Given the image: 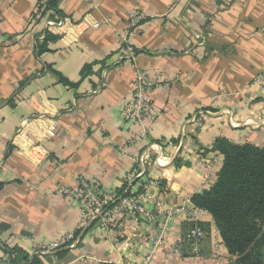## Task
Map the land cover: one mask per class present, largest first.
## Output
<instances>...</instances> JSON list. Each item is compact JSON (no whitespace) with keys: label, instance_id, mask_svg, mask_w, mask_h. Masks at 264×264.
I'll return each instance as SVG.
<instances>
[{"label":"crops","instance_id":"1","mask_svg":"<svg viewBox=\"0 0 264 264\" xmlns=\"http://www.w3.org/2000/svg\"><path fill=\"white\" fill-rule=\"evenodd\" d=\"M36 5L0 0V261L5 249L30 256L73 235L80 210L58 190H78L83 179L106 195L143 196L160 220L150 230L123 217L109 230L95 221L68 248L39 254L42 264H226L207 212L196 223L205 232L199 255L210 259L216 241L221 259L193 258L183 236L195 225L192 198L222 163L214 141L264 146V94L249 86L264 70V0H52L45 20L68 24L47 30ZM132 10L145 20L127 62L120 36ZM145 69L173 82L153 91L156 119L131 148L122 109ZM145 150V174L135 177ZM169 213L164 243L155 245Z\"/></svg>","mask_w":264,"mask_h":264},{"label":"built area","instance_id":"2","mask_svg":"<svg viewBox=\"0 0 264 264\" xmlns=\"http://www.w3.org/2000/svg\"><path fill=\"white\" fill-rule=\"evenodd\" d=\"M49 0H37L35 7V16H40L41 11L46 8ZM145 17L138 11H129L127 13V28L120 36L121 49L123 58L127 62H132L135 58V51L133 48V36L136 29L140 26ZM45 29H54L56 27H63L68 24L65 18H58L56 20H43ZM85 21L80 23L83 25ZM109 21L95 22L90 25L91 28L97 29L103 25L108 24ZM86 25V24H85ZM84 28V25H83ZM173 79H165L157 69L139 70L133 80V90L130 98L125 102L122 109L123 120L130 125L131 136L127 140V145L131 148L139 145L149 134L150 128L156 119V111L153 106L152 93L161 83H172ZM251 89H256L264 94V70L250 83ZM191 124L200 126L199 119L194 117L191 119ZM47 135L53 136L52 131H48ZM148 150H145L141 155L135 158L142 171L136 173L135 177H143L149 161ZM218 162L217 156L209 158L204 165L206 181L210 180V170ZM159 163V159L156 160ZM151 182H147V184ZM58 194L70 198L75 201L80 210V221L77 225L76 231L86 230L91 223L101 220L104 227L109 230L114 224L115 220L123 217L125 221H132L135 224H142L148 230L155 229L157 222L160 220L158 213H155L144 207L142 204L143 196L125 197L118 200L111 209H106L109 205L116 203L115 195H106L103 192L100 184L97 181H89L80 179L78 190L59 189ZM193 205V204H192ZM204 210L193 206L189 208V219L195 224L193 228H189L183 240L188 244L189 252L193 258H200L199 246L201 240L205 237V232L196 224ZM172 213L167 215L165 223L162 225L161 233L155 241V245L161 246L164 242L163 236L168 229V222L171 220ZM73 235L63 237L45 249H36L33 255H39L43 252H53L73 241ZM72 243L70 244V246ZM221 244L214 241L212 256L210 259H201V261L220 260L221 259ZM150 258H147V261ZM4 258L0 264H4Z\"/></svg>","mask_w":264,"mask_h":264},{"label":"trees","instance_id":"3","mask_svg":"<svg viewBox=\"0 0 264 264\" xmlns=\"http://www.w3.org/2000/svg\"><path fill=\"white\" fill-rule=\"evenodd\" d=\"M46 8L36 19L43 21L50 10ZM213 152L222 156L215 181L192 198V204L207 212L218 231L230 260L226 264H264V146L251 143L235 144L224 138L214 141ZM135 197L123 191L118 200ZM192 225L189 228H193ZM202 230L201 225H198ZM88 229V228H87ZM86 229V230H87ZM84 231H76L73 241ZM72 241L59 249L70 246ZM4 264H42L39 255H27L20 249H5ZM64 251L56 254L62 258ZM114 264V263H99Z\"/></svg>","mask_w":264,"mask_h":264}]
</instances>
